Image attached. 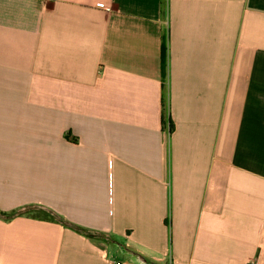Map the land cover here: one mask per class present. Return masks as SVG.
I'll return each instance as SVG.
<instances>
[{
    "label": "crops",
    "instance_id": "1",
    "mask_svg": "<svg viewBox=\"0 0 264 264\" xmlns=\"http://www.w3.org/2000/svg\"><path fill=\"white\" fill-rule=\"evenodd\" d=\"M171 260L264 264V0H0V264Z\"/></svg>",
    "mask_w": 264,
    "mask_h": 264
},
{
    "label": "trees",
    "instance_id": "2",
    "mask_svg": "<svg viewBox=\"0 0 264 264\" xmlns=\"http://www.w3.org/2000/svg\"><path fill=\"white\" fill-rule=\"evenodd\" d=\"M167 64H165V68H166ZM167 84H165V94H164V98H163V122L165 124H168L169 123V127L171 130L174 129V123L171 119V117L169 116L170 114V105H169V94H168V88L166 87ZM46 213L45 211H40L39 210V213ZM59 220H61L62 222H65V224L67 225H71L70 223H68L67 221L63 220L62 218H60ZM77 229H79L81 232L87 234V235H93L90 231H88L87 229L85 228H81V227H78L76 226ZM151 264H157L155 262H151Z\"/></svg>",
    "mask_w": 264,
    "mask_h": 264
},
{
    "label": "built area",
    "instance_id": "3",
    "mask_svg": "<svg viewBox=\"0 0 264 264\" xmlns=\"http://www.w3.org/2000/svg\"><path fill=\"white\" fill-rule=\"evenodd\" d=\"M117 264H119V263H117ZM169 264H176V263L173 260H171ZM247 264H258V261L250 260Z\"/></svg>",
    "mask_w": 264,
    "mask_h": 264
},
{
    "label": "water",
    "instance_id": "4",
    "mask_svg": "<svg viewBox=\"0 0 264 264\" xmlns=\"http://www.w3.org/2000/svg\"><path fill=\"white\" fill-rule=\"evenodd\" d=\"M140 258H141V256H140ZM144 262H146V260L144 259V258H141Z\"/></svg>",
    "mask_w": 264,
    "mask_h": 264
}]
</instances>
